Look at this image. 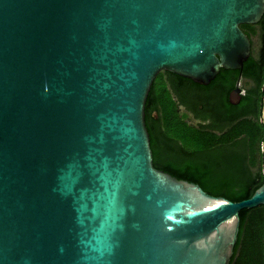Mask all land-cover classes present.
Masks as SVG:
<instances>
[{"label":"water","instance_id":"water-1","mask_svg":"<svg viewBox=\"0 0 264 264\" xmlns=\"http://www.w3.org/2000/svg\"><path fill=\"white\" fill-rule=\"evenodd\" d=\"M263 13L264 0H0V264H229L264 181L231 201L155 168L145 103L161 70L208 85L242 69L239 25ZM241 97L237 83L228 102Z\"/></svg>","mask_w":264,"mask_h":264},{"label":"trees","instance_id":"trees-1","mask_svg":"<svg viewBox=\"0 0 264 264\" xmlns=\"http://www.w3.org/2000/svg\"><path fill=\"white\" fill-rule=\"evenodd\" d=\"M250 40L258 39L256 51L242 69L220 68L208 85L184 88L183 77L175 76V94L158 80L151 86L146 114L153 165L178 179L197 183L214 196L231 201L250 197L264 181V124L261 108L264 86V13L256 24H240ZM238 78L252 81L243 87L237 105L228 102ZM191 94V95H190ZM198 104L203 107L199 109ZM186 107L197 123L182 111ZM157 108L154 118L149 112ZM237 241L229 264H264V204L239 211Z\"/></svg>","mask_w":264,"mask_h":264},{"label":"flooded vegetation","instance_id":"flooded-vegetation-1","mask_svg":"<svg viewBox=\"0 0 264 264\" xmlns=\"http://www.w3.org/2000/svg\"><path fill=\"white\" fill-rule=\"evenodd\" d=\"M252 47H253V40H251V52H252ZM241 70V69H240ZM174 74V73H173ZM163 80V83L165 84V85H167L168 87H169V89L171 90V92L173 93V94H175V91L174 90H176V81H175V76L174 75H172V73L171 72H169V71H166V70H161L157 75H156V77L154 78V81H153V83H152V85H154L155 84V82H156V80ZM183 80H184V83H185V85H183L184 86V88H187V86L189 85V83H191V84H195V82H193L191 79H189V78H185V77H183ZM241 80H242V82H243V84L245 85V87H250L251 85H253V82L252 81H248V83L246 82V81H244V79H241V78H238V80H237V83L239 84L240 82H241ZM212 82V81H211ZM210 82V83H211ZM246 82V83H245ZM209 83V84H210ZM236 83V84H237ZM191 95V94H190ZM150 106H152V103L151 102H149V103H145V121H146V114L148 113L147 111H148V109L150 108ZM198 107H199V109H201L202 107H203V105L202 104H198ZM182 111L183 112H185L186 114H187V116H189V118H191V119H193V120H195V121H199L198 119H196L194 116H193V113L192 112H190L185 106L184 107H182ZM154 118H156L157 117V114H158V111H157V108H154V109H151L150 110V112H149Z\"/></svg>","mask_w":264,"mask_h":264},{"label":"rangeland","instance_id":"rangeland-1","mask_svg":"<svg viewBox=\"0 0 264 264\" xmlns=\"http://www.w3.org/2000/svg\"><path fill=\"white\" fill-rule=\"evenodd\" d=\"M257 47H258V39H257V37H253V47H252V49H253L254 51H256ZM155 83H158V79L156 80ZM245 83H246V82H245ZM239 87H240V88L245 87V85L243 84L242 80H241V82L239 83ZM189 119H190V122H192V123H197V121H195V120H193V119H191V118H189Z\"/></svg>","mask_w":264,"mask_h":264}]
</instances>
